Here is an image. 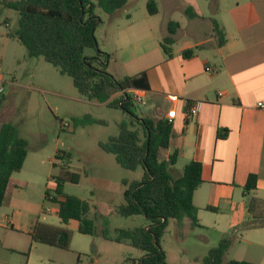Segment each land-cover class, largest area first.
<instances>
[{
	"label": "rangeland",
	"instance_id": "1",
	"mask_svg": "<svg viewBox=\"0 0 264 264\" xmlns=\"http://www.w3.org/2000/svg\"><path fill=\"white\" fill-rule=\"evenodd\" d=\"M14 1L17 0H0V74L4 77V87L8 89L1 101L0 127L5 123L16 127L19 137L27 142V156L19 175L14 176L17 180L23 176L20 177L18 191L14 193L10 186L0 207V264H26L29 256L30 264H130L132 260L140 259L143 252L106 240L101 235L102 230H107L109 237L113 238L116 230L148 225L143 215L122 217L117 213L124 202L125 188L141 178V170L121 168L114 156L99 146L117 135L118 124L125 118L124 114L120 109L87 101L73 87L69 77L61 75L42 58L27 57L25 47L17 39L7 36L18 27V13L7 7ZM148 1L128 0L126 11L114 15H105L97 10L103 22L94 34L98 50L113 53L112 33L118 27H125L130 19L149 20L156 33L165 19L182 22L183 27L188 28L189 21L184 11L187 7L194 9V5L189 4L191 1L153 0L158 8L154 15L147 12ZM196 1L202 19L200 24L204 33H208L210 21L220 20L223 13L227 16V11L236 3L243 5L251 0ZM157 40L161 42L160 35ZM184 40L189 41V36L177 40L172 46L177 48ZM94 54L95 50H85L86 56ZM115 69L111 61L107 72L113 73ZM132 111L140 118L149 115L146 105L133 103ZM56 154H67L70 158L61 161L56 159ZM61 163L79 175L78 183L63 185V194L88 203L87 217L94 219L97 231L94 236L78 233L76 222L62 224L56 215L58 205L45 199L46 192L50 197L55 196L53 177L58 175ZM182 165L179 162L172 167L171 173L181 175ZM123 181L127 182L126 186ZM3 216L8 220L14 217V224L12 222L10 226L2 222ZM36 223L69 230L72 237L68 250L34 244L30 236ZM186 225L185 219L170 220L161 239V247L171 264H202V260L195 259V256L206 255V249L189 239ZM232 257V254L225 255L223 264L231 261Z\"/></svg>",
	"mask_w": 264,
	"mask_h": 264
},
{
	"label": "crops",
	"instance_id": "2",
	"mask_svg": "<svg viewBox=\"0 0 264 264\" xmlns=\"http://www.w3.org/2000/svg\"><path fill=\"white\" fill-rule=\"evenodd\" d=\"M189 1L197 17L188 18L187 29L177 22L173 46L185 36L189 41L184 40L177 48L172 46L170 57L157 40L158 35L161 39L167 35L169 19L161 23L158 33L149 20L130 19L112 33L115 50L107 52L106 70L112 61L116 69L109 73L118 80L145 73L149 89L140 91L149 115L141 118L166 119L169 110L176 112L170 121L169 147L160 156L166 160L177 151L174 166L179 162L183 168L189 162L201 164L202 182L192 197L199 227L191 228L185 219L189 239L202 244L207 255L221 239L229 237L231 245L225 255L232 254L231 260L264 264V0L236 3L227 16L223 13L220 20H213L223 32L222 45L215 39L216 27L211 21L208 33H204L198 3ZM126 5L119 13L126 11ZM102 24L101 20L99 26ZM194 48L192 57H182L183 50ZM0 79L5 84L2 74ZM4 89L5 95L8 89ZM169 95L177 96L178 101L169 102ZM116 97L117 93L111 98ZM187 103H197L195 116L187 117ZM20 171L11 175L3 204L10 186L14 193L18 191L23 176L19 180L15 177ZM251 174L257 178L255 189L245 192ZM206 207L217 210L207 211ZM1 221L11 226L14 217L8 220L3 216ZM206 255L195 259L202 260ZM29 257L26 264H30Z\"/></svg>",
	"mask_w": 264,
	"mask_h": 264
},
{
	"label": "trees",
	"instance_id": "3",
	"mask_svg": "<svg viewBox=\"0 0 264 264\" xmlns=\"http://www.w3.org/2000/svg\"><path fill=\"white\" fill-rule=\"evenodd\" d=\"M127 0H17L7 7L18 13V27L9 32L8 37L17 39L26 49L28 58H42L52 65L61 75L71 79L73 87L87 101L104 104L120 109L124 119L118 124V133L110 137L100 148L114 156L115 162L128 171L141 170L139 180L128 184L123 192V204L117 213L122 217L143 215L148 225L131 230H116V236L110 238L107 230L102 237L117 244H126L143 252L138 260L130 264H170L161 247V239L170 220L187 219L190 227H199L197 209L192 203L194 191L202 182L201 164L187 163L181 175L174 176L171 171L176 164L178 152L172 151L166 160L160 159L162 151L169 147L172 136V123L167 119L153 120L140 118L132 111L133 102L128 90L149 89L144 72L116 79L107 72L109 54L98 50L94 32L101 24L97 10L105 15H114L124 8ZM150 15L157 13L155 1L146 4ZM187 18L197 17L193 8L184 11ZM214 23V22H213ZM216 36L219 45L224 43L223 32ZM179 27L177 22H169L167 35L162 38L160 47L163 53L171 56L173 36ZM95 50L93 56H86L85 50ZM196 49L182 51L183 58L192 57ZM125 91L121 96L112 95ZM220 137V135H218ZM27 156V142L20 138L16 127L2 124L0 127V207L5 198L6 188L11 175L19 172ZM70 158L67 154H56L62 161ZM55 181V196L46 192L45 199L58 205L57 217L64 225L77 222V232L94 236V219H89V205L85 200L63 194L65 183H78L79 175L70 172L61 163ZM256 176L249 175L244 186L245 192L255 189ZM126 186L127 182L123 181ZM207 211L217 209L206 207ZM34 243L68 250L71 232L64 228L36 223L31 233ZM231 245L229 237H224L202 259V264H222L225 253ZM226 264H253L246 261H228Z\"/></svg>",
	"mask_w": 264,
	"mask_h": 264
},
{
	"label": "built area",
	"instance_id": "4",
	"mask_svg": "<svg viewBox=\"0 0 264 264\" xmlns=\"http://www.w3.org/2000/svg\"><path fill=\"white\" fill-rule=\"evenodd\" d=\"M207 72H213V69L211 68H206ZM125 91L117 93V97L121 96ZM5 89L3 85V81L0 79V98L4 95ZM128 93L131 95V100L133 103L138 104L140 106H145L146 105V100L144 98V94L140 90H130ZM168 101L171 103H175L178 101V97L175 95H169L168 96ZM186 111H187V117L190 116H195L197 114V103L195 104H186ZM175 110L171 109L167 112L166 114V119L171 121L175 117ZM65 127L67 126L66 124L64 125ZM160 159L162 157L160 156Z\"/></svg>",
	"mask_w": 264,
	"mask_h": 264
}]
</instances>
